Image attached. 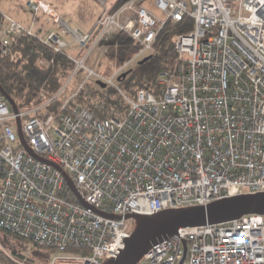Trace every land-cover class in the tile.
Segmentation results:
<instances>
[{
    "label": "built area",
    "instance_id": "1",
    "mask_svg": "<svg viewBox=\"0 0 264 264\" xmlns=\"http://www.w3.org/2000/svg\"><path fill=\"white\" fill-rule=\"evenodd\" d=\"M117 1L98 0L103 10L85 33L42 0H28V28L0 13L1 57L13 37L27 34L76 65L60 93L38 108L15 113L0 92V230L31 247L69 252L50 264L116 259L135 229L128 215L264 193V0H130L112 12ZM40 13L59 31L35 33ZM187 18L192 29L175 38L176 57L157 92L125 95L119 77L160 52L167 23ZM111 33L137 48L99 73L86 63ZM81 72L96 87L117 90L126 111L105 119L81 107L67 113L83 84L58 112L38 116ZM18 119L30 151L49 164L23 147ZM137 264H264V216L181 229Z\"/></svg>",
    "mask_w": 264,
    "mask_h": 264
},
{
    "label": "trees",
    "instance_id": "2",
    "mask_svg": "<svg viewBox=\"0 0 264 264\" xmlns=\"http://www.w3.org/2000/svg\"><path fill=\"white\" fill-rule=\"evenodd\" d=\"M128 1L130 0H118L112 12ZM1 20L2 15L0 14V23ZM191 29L192 21L188 18L177 24L167 23L160 52L153 54L152 58L143 65L136 63L131 74L120 81V90L131 97H134L139 90L156 93L160 74L168 72L173 66L176 57L175 38L180 34L190 32ZM98 34L99 32L96 33L95 38ZM135 48L137 46L132 39L120 33L109 45L102 59L96 60L91 57L86 64L101 73L113 59L123 61L129 51ZM8 49L9 53L0 58V86L13 99L20 111L38 108L58 95L76 67L66 54L55 53L39 39L27 34L13 37ZM88 49L89 46L78 56L81 57ZM41 59L48 63L45 70L38 67ZM68 98L62 93L55 102L38 112V116L44 117L47 114L58 112ZM80 107L88 109L100 119L112 116L114 109L119 113H124L127 109L122 96L113 88H104V90L102 88L100 91H95V97L87 96L85 90L81 89L69 103L67 113ZM18 240L21 241L19 238Z\"/></svg>",
    "mask_w": 264,
    "mask_h": 264
},
{
    "label": "water",
    "instance_id": "3",
    "mask_svg": "<svg viewBox=\"0 0 264 264\" xmlns=\"http://www.w3.org/2000/svg\"><path fill=\"white\" fill-rule=\"evenodd\" d=\"M1 58V41H0ZM152 58V55L144 58L139 65H143ZM131 71L119 77L118 81L125 79ZM102 88L105 84L99 82ZM0 92L8 100L15 113L18 107L11 97H9L0 86ZM19 137L23 147L34 157L48 163V161L32 153L27 146L22 130L21 120L17 121ZM68 185L78 196L80 202L87 206L78 191L74 188L69 177L64 173ZM264 216V193L253 195H240L223 199L208 206L171 209L153 215H128L127 219L136 221L137 225L130 238L125 240L124 249L116 259H112L105 264H137L158 242L168 237L176 236L181 229L197 228L203 226L219 225L238 220L245 215Z\"/></svg>",
    "mask_w": 264,
    "mask_h": 264
},
{
    "label": "rangeland",
    "instance_id": "4",
    "mask_svg": "<svg viewBox=\"0 0 264 264\" xmlns=\"http://www.w3.org/2000/svg\"><path fill=\"white\" fill-rule=\"evenodd\" d=\"M61 10L67 8L68 13L71 12L72 7V16H64L61 14L60 9L58 13L55 9L56 15L60 18H63L66 23L73 29H76L80 32H88L92 30L95 26V22L102 12V7L99 4L98 0H61ZM49 3V1H47ZM52 5V4H51ZM53 6V5H52ZM26 13L30 17V21L23 25L28 28L33 19V13L30 10H27ZM61 14V15H60ZM39 20L35 23V33H39L40 29L43 30L42 33H39L42 37H45L46 34L51 31H59V27L54 23L53 20L43 15L42 13L38 14ZM161 17H163L161 15ZM115 34L111 33L104 39L94 50L92 57L96 60L103 58L106 53L109 45L114 40ZM76 53V52H74ZM150 53H147L141 60L148 57ZM111 63V62H110ZM108 63L103 69L107 70L111 68V64ZM69 82V79L65 84ZM96 80L94 78L87 79V74L81 72L80 74L73 77L70 84L66 88L65 96L70 97L72 94L78 92L84 84V90L87 96L95 97V91H100L102 87L98 88L95 85ZM104 90V88H103ZM132 98L130 95H128ZM16 131V128H15ZM136 227L137 223L134 221ZM69 252L62 253L58 250L42 248V247H31L30 243H27L25 240H18L13 235H8L6 232L0 230V255L2 260L0 264H19L22 260L29 261L32 264H50V262L59 256H66ZM16 260L17 262H14ZM19 262V263H18Z\"/></svg>",
    "mask_w": 264,
    "mask_h": 264
},
{
    "label": "crops",
    "instance_id": "5",
    "mask_svg": "<svg viewBox=\"0 0 264 264\" xmlns=\"http://www.w3.org/2000/svg\"><path fill=\"white\" fill-rule=\"evenodd\" d=\"M42 1H45L46 3H48L47 1H49L48 4L52 7V9H54L55 7L57 13H58V9H60L61 14H64L66 18L67 16L69 17L70 15L72 16L73 13L72 7L70 13H68L67 8L65 10L63 9L61 10L62 8L60 4V2H62L61 0H42ZM27 2L28 0H0V13L7 14L10 18L15 20L19 24L25 25L26 23H28V21H30V17L26 13V11L29 10L27 6ZM39 31L40 33L43 32V30L41 29Z\"/></svg>",
    "mask_w": 264,
    "mask_h": 264
},
{
    "label": "flooded vegetation",
    "instance_id": "6",
    "mask_svg": "<svg viewBox=\"0 0 264 264\" xmlns=\"http://www.w3.org/2000/svg\"><path fill=\"white\" fill-rule=\"evenodd\" d=\"M1 260H2V257H1V255H0V262H1Z\"/></svg>",
    "mask_w": 264,
    "mask_h": 264
}]
</instances>
